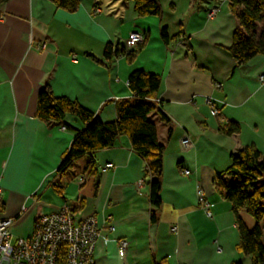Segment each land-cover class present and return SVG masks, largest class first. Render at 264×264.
Listing matches in <instances>:
<instances>
[{
  "label": "crops",
  "instance_id": "0c3cea01",
  "mask_svg": "<svg viewBox=\"0 0 264 264\" xmlns=\"http://www.w3.org/2000/svg\"><path fill=\"white\" fill-rule=\"evenodd\" d=\"M78 1L74 13L49 0L0 5L1 204L3 214L15 219L13 238L30 237L38 217L82 199L80 179L66 185L65 199L52 188L74 138L71 128L81 130L85 124L73 114L52 125L37 117L46 82L55 97L110 123L118 120V103L134 97L130 75L142 70L162 78L156 98L168 121L158 112L149 118L166 147L163 204L153 224L145 165L127 136L96 153L103 170L99 194L75 213L77 220L95 216L98 221L95 264H252L237 249L233 207L213 183L239 150L255 146L264 155V55L235 67L227 48L238 22L229 0H160L162 16L144 18L134 2ZM213 8L219 11L210 18ZM163 29L169 42L162 38ZM136 31L147 41L134 63L119 57L108 69L90 57L103 60L108 44L124 46ZM174 36L178 39L171 40ZM209 99L218 116L212 115ZM229 122L240 126L238 135L219 132ZM185 136L192 144L189 150L181 143ZM197 188L211 206V217L199 203ZM238 216L250 230L257 225L245 211ZM121 241L127 242L126 251Z\"/></svg>",
  "mask_w": 264,
  "mask_h": 264
},
{
  "label": "trees",
  "instance_id": "16d2710c",
  "mask_svg": "<svg viewBox=\"0 0 264 264\" xmlns=\"http://www.w3.org/2000/svg\"><path fill=\"white\" fill-rule=\"evenodd\" d=\"M8 1L0 0V5ZM49 1L58 9L71 13L79 8L78 0ZM125 1L135 3V10L141 18L160 17L163 14L160 0ZM229 2L231 13L237 19L238 28L234 32L233 43L227 50L235 60V67H238L256 56L264 55V0ZM162 38L169 42L166 29L162 30ZM176 39L178 36L171 38ZM146 41L147 39L130 52H126L122 45L108 44L104 50L103 60L90 57L108 69L119 57H125L132 64ZM128 85L134 97L118 103V120L115 122L105 123L98 115L85 110L78 103L67 98L55 97L49 82H46L39 93L37 117L52 125L64 123L66 115L73 114L85 124L81 130L71 128L75 133L74 138L57 169L58 179L52 185L54 192L65 199L66 185L81 180L79 196L82 199L70 202L72 213L82 210L87 199L96 198L99 194L102 169L97 162L96 153L113 148L120 137L127 136L133 151L145 165V179L150 188L153 205L151 222L155 224L159 220L158 214L163 204L161 191L166 147L159 142L156 124L149 116L158 112L162 120L168 121L156 102L162 78L138 70L130 75ZM219 132L227 136H236L240 133V126L229 122L220 125ZM171 134L172 130L169 137ZM230 160L229 167L217 174L213 183L216 191L233 207L240 235L238 251L249 256L252 264H264V155L255 146H249L232 154ZM241 211L248 213L257 222L255 228L250 230L245 226L238 216ZM66 259L67 247L63 245L59 252L58 264H66ZM158 264L168 263L162 260Z\"/></svg>",
  "mask_w": 264,
  "mask_h": 264
},
{
  "label": "built area",
  "instance_id": "2783aa9c",
  "mask_svg": "<svg viewBox=\"0 0 264 264\" xmlns=\"http://www.w3.org/2000/svg\"><path fill=\"white\" fill-rule=\"evenodd\" d=\"M218 11V8H213L209 12V17H215ZM144 41L145 36L142 33L133 32L124 45L126 52L132 51ZM207 104L211 108L212 115L218 116L219 110L214 102L209 99ZM61 128L63 131L66 130L64 126ZM181 143L184 150L192 148L187 136L183 137ZM110 167L111 165L106 166L104 171ZM185 174L190 173L185 171ZM197 195L199 203L203 204L207 211V216L211 217L209 211L211 206L204 201L200 188H197ZM2 196L0 176V264H58L59 252L63 245L67 247L66 264H95V247L100 237L95 216L77 220L75 213H72L68 206L60 212L41 215L36 220L30 237L14 239L12 228L15 219L3 214ZM109 230L113 231L114 227L110 225ZM119 244L122 251L127 250V242L121 241Z\"/></svg>",
  "mask_w": 264,
  "mask_h": 264
}]
</instances>
